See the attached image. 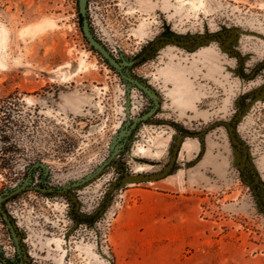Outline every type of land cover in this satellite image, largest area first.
Segmentation results:
<instances>
[{"label":"rangeland","instance_id":"1","mask_svg":"<svg viewBox=\"0 0 264 264\" xmlns=\"http://www.w3.org/2000/svg\"><path fill=\"white\" fill-rule=\"evenodd\" d=\"M88 6L95 35L115 56L135 55L166 29L236 28L245 71L264 61V0H89ZM0 39V192L37 160L50 168L49 186L82 177L109 155L125 119L126 92L84 39L76 0H0ZM235 68V58L211 41L193 49L168 44L132 70L164 97L155 118L198 132L228 120L236 98L263 84L264 69L246 80ZM129 96L130 117L148 108L137 89ZM237 129L264 181V99L246 109ZM178 132L142 123L116 160L129 171H157ZM199 141L185 138L173 171L158 180L109 190L120 175L107 167L75 191L84 218L76 226L65 195L29 190L6 200L33 264H264V213L234 163L225 129L214 127ZM0 242L10 245L1 215Z\"/></svg>","mask_w":264,"mask_h":264},{"label":"water","instance_id":"2","mask_svg":"<svg viewBox=\"0 0 264 264\" xmlns=\"http://www.w3.org/2000/svg\"><path fill=\"white\" fill-rule=\"evenodd\" d=\"M78 20L80 24L81 33L88 43L103 60V62L111 67L120 78L124 85L126 92L125 102V119L119 124L118 130L114 132L109 142V155L100 162L94 169L84 174L82 177L73 181L66 182L62 185L57 186H46L49 176V166L43 161L37 160L32 166L28 167L27 175L14 184L13 186L5 188L0 192V213L7 227L10 230L13 240L19 239V234L15 229V225L12 223L13 217L5 210L4 203L6 200L18 195L26 190L39 191L42 194L49 195H65L69 201V212L75 218V226L78 224V217L80 215L78 210V198L76 196V190L80 187L88 184L89 182L96 179L107 167L113 166L117 168L120 177L115 180L110 186L111 190L116 184L128 185L132 183L148 182L161 179L169 175L178 161V155L182 143L185 138L194 137L199 138V142L202 144V137L209 130L214 127L222 126L225 129L228 142L233 150L234 163L242 174V180L246 182L254 195L256 201V207L264 213V181L261 178L256 165L253 162L252 154L249 150L248 145L242 140L238 133L237 123L244 115L246 109L255 101L264 99V82L262 85L251 89L250 91L238 96L236 102H240L243 98H248V102L238 108L236 112L228 120H217L210 124L206 128L198 132H191L186 129H181L178 124L171 120L158 119L155 116L161 110L162 96L145 78L136 75L132 67L142 61L151 58L160 48L172 44L184 49H193L200 45L214 41L218 44L219 49L226 54H235L238 59V67L241 66V55L233 48L237 43L238 32L236 28H224L215 32H202L194 34H179L174 31L166 29L162 34L154 37L148 42V44L142 48L135 55L126 57L123 53H119L115 56L106 46L99 40L95 35L90 18H89V0H76ZM264 65V62L258 63L251 71V76L255 70ZM239 72L238 68L233 70ZM137 89L141 92L149 101L148 108L140 114L133 115L130 117V96L129 93L132 89ZM154 122L168 124L179 131L174 138V141L170 145L169 158L166 164L161 169L153 172H134L125 169L121 162L116 160L117 157L122 154L125 150V146L128 142L131 133L136 130L142 123ZM204 147L201 145V151ZM201 158V154H198L193 160L188 162L186 166H192L196 164ZM41 169V178L39 181L34 183L33 173L35 169ZM34 183V184H33ZM105 205H109V198H107ZM102 211V210H100ZM76 213V214H75Z\"/></svg>","mask_w":264,"mask_h":264},{"label":"flooded vegetation","instance_id":"3","mask_svg":"<svg viewBox=\"0 0 264 264\" xmlns=\"http://www.w3.org/2000/svg\"><path fill=\"white\" fill-rule=\"evenodd\" d=\"M165 31V30H164ZM163 31V32H164ZM233 48H235L239 53H240V55H241V59H243L241 62V66L240 67H238V59H237V57L235 56V54H230V55H228V56H230V57H233V58H235V60H236V68L235 69H237L238 68V71L239 72H235V71H233V70H235V69H233L232 71H233V73L236 75V76H238L239 78H244V79H246V80H250V79H253L255 76H256V74L258 73V71L260 70V69H264V65H261V66H259L256 70H255V72L251 75V76H249V78L247 77V75H250V73H251V71H252V69L257 65H255V66H253L250 70H249V72H246L245 71V67H246V62H245V60H246V55L245 54H242V52L236 47V45H234L233 46ZM262 62H264V61H262ZM262 62H260V63H262ZM263 81H264V76H263ZM246 98V97H245ZM245 98H243L241 101H240V103L238 104V102H236V104H237V108H236V110H235V112L238 110V108L239 107H241L242 105H244L245 103H244V99ZM137 130V129H136ZM136 130H134L132 133H131V135L129 136V139H128V142H127V144H126V146H125V150H124V152H122V154H125L128 150H129V146H130V143H131V140H133V137H134V134H135V131ZM179 131H181V130H179ZM40 161H42V160H40ZM36 162V161H35ZM35 162H33L30 166H32ZM28 167L29 166H27V168H26V174H25V176L27 175V173H28ZM41 169H35L34 170V173H33V180H34V183L36 182H38L39 181V179L41 178ZM33 183V184H34ZM44 185H46L47 186V184L45 183ZM49 186V185H48ZM26 191H29V190H26ZM35 191V190H34ZM36 192H39V191H36ZM40 193V192H39ZM42 194V193H41ZM43 195H45V194H43ZM46 196H56V195H49V194H47ZM70 213V212H69ZM76 214V213H75ZM0 215H1V213H0ZM71 215V214H70ZM72 216V215H71ZM76 216H79L78 217V221H80V220H84V218H83V216H80V215H78V214H76ZM1 217H2V215H1ZM73 217V216H72ZM74 218V217H73ZM75 219V218H74ZM2 221H3V223H4V225H5V227H6V230H7V232H8V235H9V241H10V245H6V244H4L3 242H0V264H33V262H34V260H33V255L31 254V252L30 251H28V249L26 248V245H25V240H24V236H23V234H22V232L20 231V229L18 228V224L16 223V221L13 219V221H12V223L15 225V229H16V231L18 232V234L20 235L19 236V239L17 240V241H15V240H13V238H12V236H11V233H10V230H9V228L7 227V225H6V223H5V221L3 220V218H2Z\"/></svg>","mask_w":264,"mask_h":264},{"label":"bare ground","instance_id":"4","mask_svg":"<svg viewBox=\"0 0 264 264\" xmlns=\"http://www.w3.org/2000/svg\"><path fill=\"white\" fill-rule=\"evenodd\" d=\"M49 21H50V20H49ZM41 25H42V24H41ZM26 28H27V27H26ZM30 28L32 29V27H29V29H30ZM37 28H38V27H37ZM31 31H32V30H31ZM1 41H2V40L0 39V42H1ZM1 43H2V42H1ZM177 86H178V85H177ZM176 92H177V91H176ZM181 94H182V93H181V91H180V94L178 95L179 99H181Z\"/></svg>","mask_w":264,"mask_h":264},{"label":"crops","instance_id":"5","mask_svg":"<svg viewBox=\"0 0 264 264\" xmlns=\"http://www.w3.org/2000/svg\"><path fill=\"white\" fill-rule=\"evenodd\" d=\"M161 96H162V94H161ZM162 99L164 100V97L162 96ZM161 107H162V103H161Z\"/></svg>","mask_w":264,"mask_h":264},{"label":"trees","instance_id":"6","mask_svg":"<svg viewBox=\"0 0 264 264\" xmlns=\"http://www.w3.org/2000/svg\"><path fill=\"white\" fill-rule=\"evenodd\" d=\"M93 50V49H92ZM94 51V50H93Z\"/></svg>","mask_w":264,"mask_h":264}]
</instances>
